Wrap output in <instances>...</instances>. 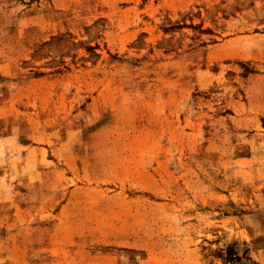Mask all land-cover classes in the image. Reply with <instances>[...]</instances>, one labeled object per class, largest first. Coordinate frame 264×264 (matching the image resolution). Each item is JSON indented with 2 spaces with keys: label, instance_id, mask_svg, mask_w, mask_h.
Returning <instances> with one entry per match:
<instances>
[{
  "label": "rangeland",
  "instance_id": "1",
  "mask_svg": "<svg viewBox=\"0 0 264 264\" xmlns=\"http://www.w3.org/2000/svg\"><path fill=\"white\" fill-rule=\"evenodd\" d=\"M263 29L264 0H0V264L42 197L80 264H264Z\"/></svg>",
  "mask_w": 264,
  "mask_h": 264
},
{
  "label": "crops",
  "instance_id": "2",
  "mask_svg": "<svg viewBox=\"0 0 264 264\" xmlns=\"http://www.w3.org/2000/svg\"><path fill=\"white\" fill-rule=\"evenodd\" d=\"M264 33V29H263ZM261 91L260 95H257V100H259V105H261V112L264 114V98L261 96ZM34 146H38L35 145ZM44 165V163H43ZM41 165V166H43ZM45 168L41 167V171L45 173ZM41 193H44L43 190H41ZM45 197H42L38 205V208H36L35 211H29V264H47L44 260V257L42 255V252H47L49 251L51 254H53V260L51 259V264H65L62 262L63 257L69 256L70 257V262L66 264H80V261H77L78 257H81L82 252H84V248L82 247L81 244L77 243V241L74 242L75 245L73 246H67V245H62V241L59 239L55 238L57 237L60 233L62 235H68L70 234L71 231H65L64 229H59L58 226L56 227H49V226H41L39 223L32 224L31 217L32 216H37L39 219L44 221V204H47V201L45 200ZM68 202H65L63 204H67ZM62 204V205H63ZM33 208V207H32ZM41 213H39V212ZM39 213V215H38ZM35 214V215H34ZM58 220L60 221V216L56 215ZM63 219V217H61ZM40 225V226H39ZM74 236H77V240H79V237H81V234L78 233L76 234L73 233ZM12 238V237H10ZM48 241H52V244H48ZM5 252V251H3ZM4 255V254H3ZM61 255V256H60ZM3 260L7 261L6 256H3ZM55 262V263H54ZM96 263V262H95ZM98 263V262H97ZM7 264H12L11 261H8ZM100 264V263H98Z\"/></svg>",
  "mask_w": 264,
  "mask_h": 264
},
{
  "label": "trees",
  "instance_id": "3",
  "mask_svg": "<svg viewBox=\"0 0 264 264\" xmlns=\"http://www.w3.org/2000/svg\"><path fill=\"white\" fill-rule=\"evenodd\" d=\"M243 257L248 261H252L251 257H249L247 255H243ZM228 258H229L228 260L232 261V262H240L242 260V256L237 255L236 253H235V255H229Z\"/></svg>",
  "mask_w": 264,
  "mask_h": 264
}]
</instances>
